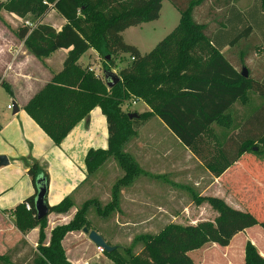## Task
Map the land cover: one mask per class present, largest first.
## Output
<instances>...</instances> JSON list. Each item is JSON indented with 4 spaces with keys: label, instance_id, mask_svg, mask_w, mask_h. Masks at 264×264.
<instances>
[{
    "label": "trees",
    "instance_id": "obj_1",
    "mask_svg": "<svg viewBox=\"0 0 264 264\" xmlns=\"http://www.w3.org/2000/svg\"><path fill=\"white\" fill-rule=\"evenodd\" d=\"M162 1L6 0L0 4V8L20 18L32 17L31 26L19 27L17 36L24 40L25 48L36 58L47 57L60 48L68 49L62 69L31 96L23 106L25 112L59 145L69 131L98 106L107 122V147L87 151L84 180L111 155L127 169L113 185L110 202L102 205L94 198L85 201L69 222L52 229L48 245L39 246L29 264H70L61 246L63 237L83 227L96 230L90 227L88 218L91 207L102 217L118 207L120 184L131 180L138 170L132 158L124 152V143L134 133L136 124L145 123L151 116L158 117L216 177L244 154L257 161L264 159V79L252 77L249 73L247 77L242 76L241 71H237L214 46V35L210 36L206 24L193 16L194 8L205 0H169L180 14L179 21L148 52L141 53L136 46L124 41L122 32L128 27L158 19ZM230 2L223 0L222 3ZM259 2L264 13V0ZM50 9L65 20L58 31L42 21ZM230 21L234 27L232 44L252 30V22L245 31L237 30L245 22L241 16L236 15ZM254 25L262 32L264 19H255ZM88 49L103 55L106 70H111L112 56L117 53L129 54L131 61L119 70L116 74L119 79L109 87L104 76L102 78L89 66L79 63V58ZM3 86L12 94L8 85ZM250 93L255 94L260 103L243 115L235 128L237 130H232L235 124L231 107L237 101L249 103ZM131 98L142 100L149 110L136 112L137 116L130 118L128 112L121 110V104ZM213 125L225 127L220 131L223 138L218 140L219 147L214 151L206 141L209 133L213 134ZM258 167L259 171L263 168L260 164ZM260 173L264 175V171ZM27 174L35 192L13 209L15 224L22 232L42 227L47 219V216L36 217L34 197L39 177L48 185V172L44 165L34 160L29 163ZM241 185L242 196L252 194L249 184ZM201 200H206L218 213L214 221L170 224L158 234L140 235L136 240L142 241L143 245L138 256L131 253V248H121L129 254L128 258H122L118 246L110 251L104 250V253L116 258L117 264H195L188 255L189 251L207 243L229 245L235 234L258 224L253 214L255 210H264V195L260 194L246 200L243 198L244 210L234 208L216 196L198 198ZM26 202L30 204L28 210ZM73 205L67 195L58 203L49 205V213L64 214ZM244 264H264V257L250 240L244 246Z\"/></svg>",
    "mask_w": 264,
    "mask_h": 264
},
{
    "label": "rangeland",
    "instance_id": "obj_2",
    "mask_svg": "<svg viewBox=\"0 0 264 264\" xmlns=\"http://www.w3.org/2000/svg\"><path fill=\"white\" fill-rule=\"evenodd\" d=\"M5 1L0 0V4ZM208 4L212 6L213 2ZM179 15L169 0H163L158 19L128 27L122 32L123 39L126 43L136 46L141 53L148 52L176 26ZM31 18L30 15L20 18L0 8V44L14 47L21 43V40L24 44V40L17 36V31L19 27L28 25L27 22H33ZM42 21L55 27L61 24L62 18L50 9L42 17ZM93 54L92 62L87 60L89 64L87 61L84 64L103 78L105 59L96 50ZM262 57L259 53L257 59L249 63L251 73L259 70L258 58ZM112 61L111 70L119 74V70L130 63L131 57L127 53H117L112 56ZM0 81V123H5L12 116V111L6 108L8 103L12 104V99L3 86L9 83L6 80ZM250 98L249 105H252L254 100L251 93ZM144 104L141 100L131 98L121 104V110L140 113ZM146 121L149 125H155L153 128L157 127L158 120L155 117L151 116ZM141 125L142 123L136 124L134 133L124 143V152L132 158L138 170L131 180L120 184L118 207L105 217L98 214L94 207L88 212L90 227L99 231L106 241L118 246V254L122 258H128L129 254L121 248H131V253L138 256L143 245L142 241L136 240L140 235L158 234L170 224L186 225L200 220L214 221L218 214L216 210L206 200L198 201V198L216 196L225 202L232 201L231 195L214 182L211 173L208 175L203 162H197L186 148H182V151L166 130L147 127L142 129ZM210 140L212 150H217L218 142L211 138ZM141 141H144L143 146ZM175 158H182L183 164L175 166ZM7 172L8 169L0 170V179ZM126 172L127 169L121 166L117 158L112 155L105 158L80 189L70 195L74 205L67 213H49L42 227L37 226L25 232L17 228L11 209L28 195V185L24 178L15 179L11 182V187L0 195V208L9 210L0 211V264H29L39 246L48 245L52 229L69 222L76 209L85 201L94 198L102 205L110 202L113 185ZM2 182L5 183L6 180ZM253 196L245 194L240 198L246 200ZM260 209L257 208L253 213L258 224L253 226L250 236L243 241V246H240L241 236H238L228 249L215 243H207L189 251L188 255L195 264H244V246L246 241L250 240L264 257V210ZM125 221L138 224L120 225ZM61 246L70 264H117L116 258L108 257L104 251H100L82 230L68 232L63 237Z\"/></svg>",
    "mask_w": 264,
    "mask_h": 264
},
{
    "label": "crops",
    "instance_id": "obj_3",
    "mask_svg": "<svg viewBox=\"0 0 264 264\" xmlns=\"http://www.w3.org/2000/svg\"><path fill=\"white\" fill-rule=\"evenodd\" d=\"M210 2H213L212 6H209L208 3ZM222 2L223 0H206L203 4L194 8V18L198 22L206 24L207 33L210 36L214 35V46L219 48L220 53L237 71H241V69L245 67L252 77L263 80L264 29L261 32L257 30L254 25L255 19H264V13L261 12L259 0H231L229 4ZM236 15L243 17L245 20L243 25L237 28V30L245 31V28L249 27L251 22L252 30L249 31L247 35L243 36L240 41L232 44L231 40L234 34L231 31L234 30V27L231 26L229 21ZM64 22L65 20L62 18L61 24L55 27L53 25L51 26L58 31ZM67 52L68 49L60 48L49 56L39 59L28 52L22 43V40L21 43L16 44L14 47L9 44L6 46L0 44V80H6L9 83L8 86L12 90V94L9 95L12 99L13 105L10 109L7 108L9 103L6 105V108L12 111L11 118L5 123H0V155H5L8 159V164L1 166L0 170H9V172L0 179V195L5 193V191L11 187V182L15 179L17 180V178L25 179V182L28 185L27 196L33 194L35 189L29 175L27 174V168L29 163L37 160L45 166L49 175L46 195L47 204H56L65 196L75 194L85 181L84 179L87 171L84 158L87 151L90 148L96 149L107 147V122L105 115L98 106L94 107L87 117L79 121L59 145H56L23 109V106L31 96L48 82L53 74L62 69L63 61ZM93 53V49H88L79 58V63L83 66L89 64L87 60L91 61V58L94 56ZM259 53L263 56L262 58H258L260 61L258 63L259 70L251 73L249 63L254 62ZM86 61L87 64H84ZM252 99L254 100L252 105H249L251 101L244 104L237 101L232 105V120L233 124H235L232 130L236 128L238 122L243 115L248 113L249 109L256 107L260 103V99L255 94H252ZM14 105L17 107L16 112H13ZM148 110L149 107L144 104L140 113ZM153 117L158 120L156 122L157 127L153 128L155 125H149L147 123L148 121H146L141 125V128L145 129L147 127L154 130H156V128H162L166 130L178 143L177 145L182 151V148H186L197 162H201L190 149L185 147L171 133L158 117ZM211 128L213 134L209 133L210 137L207 136L208 138H206V141L209 143L211 138L218 142V140L223 138L220 131L225 127L213 125ZM140 144L143 146L144 141H141ZM251 163L254 165H251ZM173 164L175 166H181L183 164L182 158H175ZM259 164L264 168V159L257 161L250 155L244 154L218 177L210 174L207 169L206 172L208 175H212L214 182H216L221 188H224L228 194L231 195L232 201L226 200V202L234 208L244 210L246 208L243 204V198H240L243 194L242 190H239V188L242 187L241 184L244 186L245 183L249 184L247 186L248 189H251V195H264V175H261L260 173L261 171H264V169L262 168L261 171H259ZM4 180H6L5 183L2 182ZM200 191L204 193L203 190ZM0 211L9 210L1 207ZM137 224L138 223L136 222L125 221L120 225L126 226ZM252 228L253 226L248 227L243 232L235 234L229 245L224 246L225 249L230 248L233 241L238 236H241L239 244L240 246H243V241L247 239L246 237L250 236ZM97 232L101 234L99 231ZM103 238L105 239L104 236Z\"/></svg>",
    "mask_w": 264,
    "mask_h": 264
},
{
    "label": "water",
    "instance_id": "obj_4",
    "mask_svg": "<svg viewBox=\"0 0 264 264\" xmlns=\"http://www.w3.org/2000/svg\"><path fill=\"white\" fill-rule=\"evenodd\" d=\"M109 58V55L107 56ZM241 75L244 77L248 76L247 69L244 67L241 70ZM103 76L104 79L109 87H111L115 81L119 79V77L116 75V73L112 72L111 70H103ZM17 111V107L14 105V111ZM130 118L136 117V112H131L128 114ZM8 159L5 155H0V167L7 165ZM47 184H45L42 180V177H39L37 179V187H36V194L34 197V208L36 211V217L38 219H41L45 216H48L49 214V205L46 201V195H47ZM82 231L88 235L89 240H91L96 246L101 247L103 250L110 251L114 249L116 246H110L103 236L99 234L96 230L88 229L87 227H83Z\"/></svg>",
    "mask_w": 264,
    "mask_h": 264
},
{
    "label": "built area",
    "instance_id": "obj_5",
    "mask_svg": "<svg viewBox=\"0 0 264 264\" xmlns=\"http://www.w3.org/2000/svg\"><path fill=\"white\" fill-rule=\"evenodd\" d=\"M27 24H28V26H31V23H28V22H27ZM12 106H13V105H12L11 103H9V104L7 105V108L10 109V108H12ZM25 208H26L27 210L30 209V204L26 202V203H25ZM97 248H98L100 251H104L101 247H98V246H97Z\"/></svg>",
    "mask_w": 264,
    "mask_h": 264
}]
</instances>
